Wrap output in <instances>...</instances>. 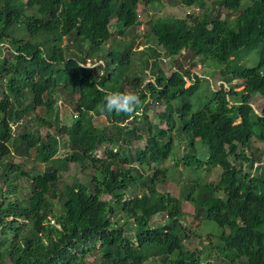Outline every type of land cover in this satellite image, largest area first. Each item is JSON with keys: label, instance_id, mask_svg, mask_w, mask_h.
Returning a JSON list of instances; mask_svg holds the SVG:
<instances>
[{"label": "trees", "instance_id": "obj_1", "mask_svg": "<svg viewBox=\"0 0 264 264\" xmlns=\"http://www.w3.org/2000/svg\"><path fill=\"white\" fill-rule=\"evenodd\" d=\"M154 1L0 0V264H264V171L243 167L256 163L245 148L264 143V101L258 111L249 99L264 100V0H178L200 13L150 23L145 37L154 45L137 53L155 76L145 86L132 47L110 46L97 68L78 65L112 40L113 18L135 30L139 5ZM253 51L260 62L242 65ZM161 58L173 66L169 74ZM198 59L225 81L214 88L193 74L185 63ZM124 90L140 98L133 113L102 111L106 91ZM63 99L76 112L69 123L57 108ZM152 106H163L156 122ZM175 136L188 139L185 152ZM170 158L173 165L152 167ZM72 166L102 178L67 181ZM181 166L196 176L183 182ZM215 168L219 180H203ZM174 172L178 198L158 188ZM184 199L193 221L223 228H206L209 243L184 222Z\"/></svg>", "mask_w": 264, "mask_h": 264}, {"label": "rangeland", "instance_id": "obj_2", "mask_svg": "<svg viewBox=\"0 0 264 264\" xmlns=\"http://www.w3.org/2000/svg\"><path fill=\"white\" fill-rule=\"evenodd\" d=\"M248 2L244 1L242 3V10L247 6ZM200 11L198 8L191 7V6H182L178 3V0H160V1H154L149 3H141L139 5V14H140V20L142 24L138 26L135 30L129 29V28H122L121 25L117 22L116 18H113L111 21L110 29L113 32V38L108 43L104 44V46L101 48L100 51L96 52V55L90 56L88 59L89 64L97 65L99 63H103L102 60L99 59V55L103 54L105 50H107L110 46H114L115 48H121L126 51L128 47L134 48V51L132 52L133 58H134V64L135 66L132 67L133 72L142 75L145 79V83L148 84L150 81H153L155 76L151 72V69L144 68L141 66V61L139 59L138 52L147 50L148 47L154 45V43L151 41L150 38L145 37L147 33H149L150 30V23L155 19L159 17H179V18H185L188 17V15H199ZM224 16V15H223ZM65 45L67 47H70L72 50L76 49V44L74 41L70 39L65 40ZM156 45V44H155ZM184 54V53H183ZM98 55V56H97ZM166 58V61L169 60L168 57H163V59ZM181 58H183L181 56ZM162 58L160 59V66L169 74L172 71V67L170 62L164 61ZM150 60L153 61L154 58L150 56ZM260 62V56L257 51H253L248 56H246L241 64L244 66H253L257 65ZM186 67L190 68L193 74H198L200 76H204L205 78H210V82L212 87L217 88L222 81H225V78L221 75L219 72H214V65H208L206 66L201 60L198 59V63L196 66L190 65V60H188L186 63ZM131 70V69H130ZM206 83V82H205ZM240 84L241 80L236 79L233 82L226 84L225 86L229 87L232 84ZM191 84V81L189 77H187V86ZM244 86L238 87V90L243 89ZM250 102L253 104L254 108L258 111H261V108L263 106V96L259 93H255L253 95L249 96ZM203 100L204 97H203ZM195 103L198 106L199 103L202 102V99L199 101L195 98ZM199 107V106H198ZM57 108L59 111V115L61 117V120L63 123H69L71 122L72 118L75 117L74 109L72 106L66 102L64 99L58 102ZM163 109V106H152L151 109L148 111V115L150 120L152 121H158V118L156 117V114ZM172 134V133H171ZM174 134V133H173ZM175 146L177 149H179V152L183 153L186 151V144L188 139H181L177 136L174 137ZM137 146H144L145 140L136 142ZM105 149V146L102 147L101 152L103 154ZM196 149L198 151V156L200 157H206L207 156V150H205L204 144L200 142L198 139L196 141ZM66 149L62 148L59 155H63L65 153ZM101 154V155H102ZM245 154L248 157H253L256 161L254 164V168H250L249 165H247V161H244L243 167L246 169L247 172L255 173V168L257 164H260L261 171H264V143L260 141H254L253 144L247 148H245ZM23 159L17 157L16 161L19 162ZM174 164L173 159H168L166 163L163 164H153V168H159L164 165L171 166ZM33 165V163L27 162V166L30 167ZM39 168H41L39 166ZM184 169L182 166L180 167ZM221 170L220 168H215L211 172H205L203 171V180L205 178L208 182H217L220 178ZM93 176H96L97 178H102V174L96 171H82L81 167L78 166H72L71 170L66 175V180L71 181L73 178H78L82 182H89ZM168 176H171L168 172ZM196 173L192 171H188L184 169V174L182 177V181H188V177H195ZM180 178L179 172H174V175L172 178H169L163 182L158 184V188L161 191L168 192L175 196L176 198L182 196L181 195V184L177 181V179ZM130 193V192H129ZM105 198H109V196H104ZM183 208L185 212L188 214L184 220V222L187 223V225H190L192 228H194L199 233L203 234L206 228H210V230H207L210 233L218 234L222 232L223 228L218 226L213 221H205L202 222L199 221H193V215L195 212L194 206L186 199H184ZM120 217V216H119ZM121 218V217H120ZM123 220V218H122ZM121 220V222H122ZM162 217L161 215L157 216L153 223L161 222ZM128 227V225H126ZM205 243H209L208 239H206V235L204 233ZM199 237L188 240L186 244L190 246V248H194L200 240H203ZM93 257L89 256V262H92ZM147 264H150L147 263Z\"/></svg>", "mask_w": 264, "mask_h": 264}, {"label": "clouds", "instance_id": "obj_3", "mask_svg": "<svg viewBox=\"0 0 264 264\" xmlns=\"http://www.w3.org/2000/svg\"><path fill=\"white\" fill-rule=\"evenodd\" d=\"M199 9V8H198ZM165 60V59H164ZM84 68H97L93 64H78ZM104 105L102 111L112 113H133L140 105L141 101L137 94L132 91H106L104 95Z\"/></svg>", "mask_w": 264, "mask_h": 264}, {"label": "built area", "instance_id": "obj_4", "mask_svg": "<svg viewBox=\"0 0 264 264\" xmlns=\"http://www.w3.org/2000/svg\"><path fill=\"white\" fill-rule=\"evenodd\" d=\"M199 10V9H198ZM166 60V58H164Z\"/></svg>", "mask_w": 264, "mask_h": 264}]
</instances>
